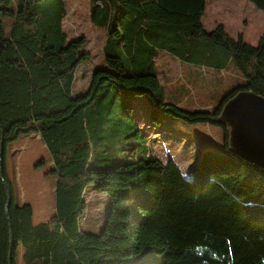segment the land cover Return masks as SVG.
Listing matches in <instances>:
<instances>
[{"label": "trees", "instance_id": "1", "mask_svg": "<svg viewBox=\"0 0 264 264\" xmlns=\"http://www.w3.org/2000/svg\"><path fill=\"white\" fill-rule=\"evenodd\" d=\"M89 1L90 22L105 32V68L75 96L87 57L85 41H69L63 29L64 0H0V264H264V169L230 151V128L218 122L239 92L264 98V33L250 46L222 25L206 32V0ZM247 1L264 12V0ZM161 54L211 73L215 84L231 74L237 86L200 103L191 120L165 106L146 77L158 75ZM143 96L155 123L168 114L218 128L222 152L205 150L189 178L156 159L129 102ZM34 137L47 154L34 168L54 181L55 202L54 215L37 224L32 206L19 203L12 163ZM88 186L110 200L97 233L84 228Z\"/></svg>", "mask_w": 264, "mask_h": 264}, {"label": "rangeland", "instance_id": "2", "mask_svg": "<svg viewBox=\"0 0 264 264\" xmlns=\"http://www.w3.org/2000/svg\"><path fill=\"white\" fill-rule=\"evenodd\" d=\"M100 1L97 0V3L99 4ZM127 1L137 7L141 0ZM64 2L67 15L63 29L68 40L85 41L81 52L87 58L78 66L71 87L73 94L80 96L86 91L93 74L105 68L102 52L105 32L90 22L89 0H64ZM202 25L207 32L217 25H222L232 39L241 35L246 44L257 46L264 33V12L247 0H206ZM156 64L158 75L154 79L163 92L166 105L175 110L192 100L194 105H197L199 101L209 98L211 104H215L225 95L230 85L237 86L236 77L228 73L218 74L219 77L215 79L221 82L216 84L213 82L214 79L211 80L203 75L208 82V91L205 93L195 75V69H184L166 54L160 55ZM181 93L185 97L188 95L187 99L181 100ZM129 102L133 109V120L139 125L141 137L149 141L147 151L162 163L173 162L185 178H189L190 170L198 164L205 150L222 152V136L218 128L190 124L168 114L160 116L158 123H155L150 116V101L147 96L130 98ZM196 109L198 108H192L187 114L191 120ZM26 114L25 110H22L18 115ZM39 140L38 137L25 140L14 158L12 157L17 198L19 203L32 206L33 221L36 224L48 221L55 212L54 181L43 177L42 169L34 168L37 162L47 157L45 148ZM142 142L143 140L140 141ZM143 153V150L138 151L133 160H137ZM130 157L128 155L124 159L131 161ZM83 199L86 202L84 228L88 232L97 233L107 221L110 210L109 197L88 186L84 191ZM18 264H22L20 257Z\"/></svg>", "mask_w": 264, "mask_h": 264}, {"label": "water", "instance_id": "3", "mask_svg": "<svg viewBox=\"0 0 264 264\" xmlns=\"http://www.w3.org/2000/svg\"><path fill=\"white\" fill-rule=\"evenodd\" d=\"M218 122L230 128L228 141L230 151L264 169V98L252 92H239L224 105ZM2 145L1 143L0 156ZM6 191L8 211L11 199L8 190ZM12 243L11 238L9 263Z\"/></svg>", "mask_w": 264, "mask_h": 264}, {"label": "crops", "instance_id": "4", "mask_svg": "<svg viewBox=\"0 0 264 264\" xmlns=\"http://www.w3.org/2000/svg\"><path fill=\"white\" fill-rule=\"evenodd\" d=\"M189 69V68H188ZM194 69V68H193ZM201 73L202 75H206L207 77H211L212 75H211V73H205V72H202V71H196V73H195V75H196V77H197V79H198V81H200L201 82V84H202V86H203V90H204V92L205 93H207L206 92V86H205V84H204V82L201 80V78L198 76V74L197 73ZM146 77H152V78H154V77H156V76H146ZM160 88V87H159ZM160 90H161V88H160ZM162 91V90H161ZM196 92H198V90H196ZM188 92L186 91V94H187ZM182 94V93H181ZM188 95H186V97H187ZM185 97V95L183 96V94L181 95V100H184V99H187ZM206 98H207V95H206ZM166 99H168V98H166ZM169 100V99H168ZM206 100V99H205ZM204 100V101H205ZM164 101V99H163V92H162V103L165 105V106H167L166 105V103H165V101ZM204 101H199L198 103H197V105H194V102H193V100L192 101H189V104L190 105H188L187 104V102H186V100L184 101V102H186V104L185 105H182V107H180V108H178V109H176V110H182L183 112L184 111H186V112H184V113H186V115L188 114V112L192 109V108H199L200 106H199V104L200 103H202V102H204ZM168 107V106H167ZM174 109V108H173ZM208 109H211V107H208ZM219 134L222 136V132L219 130ZM156 142V141H155ZM221 146H222V142H221Z\"/></svg>", "mask_w": 264, "mask_h": 264}, {"label": "bare ground", "instance_id": "5", "mask_svg": "<svg viewBox=\"0 0 264 264\" xmlns=\"http://www.w3.org/2000/svg\"><path fill=\"white\" fill-rule=\"evenodd\" d=\"M246 6H247V5H246ZM206 32H207V31H206ZM209 32H210V31H209ZM161 55H162V54H161ZM147 78H149V79L151 78V80L154 79V78H152V77H147ZM153 81H155V79H154ZM155 82H156V81H155ZM19 113H20V111L17 112L16 117H18V116H22V115H18Z\"/></svg>", "mask_w": 264, "mask_h": 264}]
</instances>
